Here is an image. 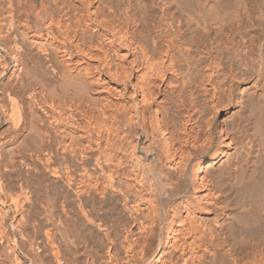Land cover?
<instances>
[{"label": "bare ground", "instance_id": "bare-ground-1", "mask_svg": "<svg viewBox=\"0 0 264 264\" xmlns=\"http://www.w3.org/2000/svg\"><path fill=\"white\" fill-rule=\"evenodd\" d=\"M0 264H264V0H0Z\"/></svg>", "mask_w": 264, "mask_h": 264}, {"label": "rangeland", "instance_id": "rangeland-1", "mask_svg": "<svg viewBox=\"0 0 264 264\" xmlns=\"http://www.w3.org/2000/svg\"><path fill=\"white\" fill-rule=\"evenodd\" d=\"M223 115V114H222Z\"/></svg>", "mask_w": 264, "mask_h": 264}]
</instances>
